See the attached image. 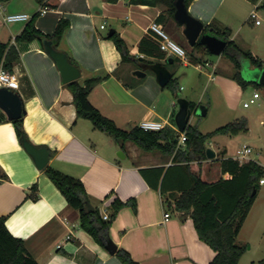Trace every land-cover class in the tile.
Segmentation results:
<instances>
[{"label":"crops","instance_id":"0c3cea01","mask_svg":"<svg viewBox=\"0 0 264 264\" xmlns=\"http://www.w3.org/2000/svg\"><path fill=\"white\" fill-rule=\"evenodd\" d=\"M44 6L50 8L41 12ZM260 6H264V0H192L188 8L207 29L225 33L264 60V21L257 23L253 17V38L246 39L241 33L251 10ZM166 7L164 3L129 0H0V41L6 43L0 54V71L6 68L17 77L19 86L13 89L23 103V128L32 142L49 148V165L81 178L92 204L99 206L101 213L104 208L110 212L115 198L135 200L136 208L130 203L122 206L111 223L109 234L118 248H126L140 264H209L215 250L200 238L190 210L178 209L175 201L192 184V172L202 170L206 179L218 178L222 173L220 160L216 170L208 172L205 166L211 169L212 164L207 162L210 157L193 159L188 168L185 161L174 160L173 154L143 149L132 140L123 147L91 119L77 114L73 92L46 50L44 41L54 42L55 38L27 41L20 37L35 14L37 27L50 35L61 18L67 19L69 24L59 40V49L81 68L77 80L109 74L91 90V102L121 127L140 125L143 119L157 120L164 124L162 128L169 136L179 137L175 96L169 87L159 83L153 70L147 69L145 76L134 73L144 66L142 61L165 63L172 77L177 78L179 91L183 85L176 64H193L210 80L216 79L230 110L233 106L228 101L229 91L239 89L240 83L233 77V63L223 53L216 60L212 58L205 44L193 51L195 57L201 58L199 61H192L187 50L188 59H183L162 47L161 43L168 39L182 47L188 40L184 25L175 16L165 21L158 19ZM13 12L29 13L30 18L5 21L4 15ZM153 21L162 25L167 38L151 28ZM111 30L124 39L132 59H123ZM181 73L183 77L188 74L186 70ZM213 137L206 140L207 147ZM120 149L124 156L117 154ZM223 150H215L213 159L221 158ZM0 167L5 172L0 175V216L7 215V227L26 240L38 264H123L116 253L81 227L78 211L69 206L44 168L37 165L1 106ZM35 183L37 188L33 187ZM254 204L255 201L238 237ZM167 211L170 217L165 219Z\"/></svg>","mask_w":264,"mask_h":264},{"label":"trees","instance_id":"16d2710c","mask_svg":"<svg viewBox=\"0 0 264 264\" xmlns=\"http://www.w3.org/2000/svg\"><path fill=\"white\" fill-rule=\"evenodd\" d=\"M6 1V0H3ZM116 1V0H113ZM132 3L158 4L164 3L167 7L158 16L159 20L165 21L174 16L176 0H129ZM192 0H185L189 5ZM35 16H32L25 25L21 38L27 41L33 39L55 38L53 45L59 49V40L69 22L61 18L53 35L43 32L35 23ZM205 30L207 26H205ZM211 32H213L210 29ZM218 35L228 39L223 54L228 58L235 68L233 77L242 86H246L249 81L254 82L257 87L264 85L257 80H247L242 75L243 62L249 60L253 66L264 67V60L249 49L242 48L237 41L229 39L225 33L215 32ZM117 47L122 51L123 59H132L124 39L116 31L111 34ZM204 46L196 42L192 50L188 51L192 61H199L193 55L196 48ZM6 43L0 41V54L4 53ZM208 52L210 50L205 47ZM69 56V55H68ZM70 60L78 65L70 56ZM138 62L140 60L137 58ZM147 65L148 61H142ZM7 68L11 67L6 65ZM109 74H97L86 77L83 82L75 79L67 82L71 88L74 101L79 116L91 119L96 127L107 132L117 142L124 147L128 140L134 141L143 149H159L165 154H173V159L185 161L190 168V161L193 159H203L207 157L206 140L218 134L236 135L249 130L248 118L243 116L235 120L228 121L218 127L203 132L196 125L188 123L185 132L187 139L184 146L178 144V137H171L164 128L144 129L140 125H134L130 128L119 126L115 120L105 115L97 106H95L89 97L93 87L108 77ZM171 89L174 96L180 97L179 83L175 76L166 84ZM192 109L196 108L197 102L190 100ZM15 128L19 138L27 136L23 128V114L18 118H13ZM219 158L222 174L214 179L208 180L203 176L202 170L192 172V184L184 189L176 199V207L180 210H190L195 227L200 238L208 243L214 250L215 255L209 264H241L240 259L246 250V245L238 241L240 229L251 209L252 204L260 189V179L264 175V166L256 159H250L240 162L231 156ZM45 173L53 180L56 186L67 198L70 207L76 209L79 213L81 227L88 231L95 240L103 246L111 238L109 229L119 209L132 204L136 208V202L133 199L122 200L115 198L110 204V218L105 219L99 206L94 205L89 209L88 202H91L90 194L87 192L81 178L65 173L52 165L44 167ZM225 173L230 176L224 177ZM0 175H5L0 167ZM37 188L36 183L33 184ZM256 192L253 193V190ZM37 197L36 193H32ZM92 203V202H91ZM7 215L0 216V264H38L37 259L27 246L26 240L14 235L6 225ZM123 264H140L131 253L124 247H119L115 252ZM249 264H264V258L258 261H251Z\"/></svg>","mask_w":264,"mask_h":264},{"label":"rangeland","instance_id":"374dc122","mask_svg":"<svg viewBox=\"0 0 264 264\" xmlns=\"http://www.w3.org/2000/svg\"><path fill=\"white\" fill-rule=\"evenodd\" d=\"M258 14L264 21V6L258 8ZM254 18L250 15L246 20L245 28L241 31L242 36L246 39L253 38ZM264 26V22H263ZM190 43L184 44L187 51L190 50ZM210 56L215 60L219 58V54L209 52ZM245 61L243 62V66ZM175 68L178 69L177 75L180 77L181 97L193 99L197 102L202 101V104L207 108L205 114H192L191 122L203 131L214 129L228 121L235 120L240 117H247L249 122V130L236 135L218 134L208 143V147H213L215 150L224 149L226 156L233 157L237 153V149L243 143H248L253 150L250 157L258 160L264 166V85L257 87L254 82L249 81L244 87L236 80L239 89L229 91L228 101L233 106V110L226 107V94L217 87L216 79L210 80L205 73H200L193 64L186 66L182 63H177ZM211 70V67L205 68ZM186 70L189 74L185 76L182 71ZM235 70V69H234ZM181 74V75H180ZM242 75L245 79L251 80L249 75H246L242 70ZM198 78L197 83L194 79ZM256 79V78H255ZM253 79V80H255ZM255 90H259L261 96L257 101L252 102L249 106L244 105V101L249 100ZM174 114L180 108L179 98L174 97ZM208 156L206 157V159ZM219 158H211L209 165H206V171L214 172ZM212 172V173H213ZM222 173H220L221 175ZM219 175V176H220ZM238 241L246 245V250L241 256V264H249L251 261H258L264 258V182L260 183V190L255 200L253 211L244 225V228L238 237Z\"/></svg>","mask_w":264,"mask_h":264},{"label":"water","instance_id":"95a60500","mask_svg":"<svg viewBox=\"0 0 264 264\" xmlns=\"http://www.w3.org/2000/svg\"><path fill=\"white\" fill-rule=\"evenodd\" d=\"M175 5L176 8L174 16L179 23L184 25L183 32L189 43L194 45L196 42H200L205 44L214 54L223 53L227 46L228 39L218 35L217 33L211 32L210 30H205V23L189 11L185 0H176ZM112 32L113 30L110 31V33ZM44 42L46 50L57 63L63 82L78 79L82 73L81 68L70 60L68 54L64 50L56 48L53 45L52 40H45ZM250 64L249 60H245V65L242 68L243 72L246 75H249L250 79L256 78L255 80L264 84V67H250ZM147 69H151L155 72L157 80L163 86L166 85L172 77V71L161 61L148 60L147 65H144L142 68H136L134 73L139 76H145ZM179 103L180 108L177 111L175 118L181 131L185 130L192 114L195 113L203 115L207 111L203 104H199L196 108L192 109L190 106V100L186 97L180 96ZM0 106L7 111L8 115L12 119L20 117L24 112L23 103L18 93H16L13 88L7 86L0 87ZM22 143L26 150L34 157L40 168H44L48 164L50 159V150L47 146L37 145L25 135L22 138ZM206 152L207 156L210 158L216 156V151L212 147H207ZM117 154L119 156L125 155L122 149L118 150ZM224 177H227V175L224 174ZM255 192L256 189L253 190V193ZM88 207L89 209H93L94 205L91 202H88ZM106 248L111 253H115L118 249L117 244L111 238L106 242Z\"/></svg>","mask_w":264,"mask_h":264},{"label":"built area","instance_id":"2783aa9c","mask_svg":"<svg viewBox=\"0 0 264 264\" xmlns=\"http://www.w3.org/2000/svg\"><path fill=\"white\" fill-rule=\"evenodd\" d=\"M49 8H50L49 6H44V7H41L40 11L44 12ZM250 15L252 17L256 18L257 23L262 22V18L259 16L257 8H253L251 10ZM3 18L5 21L25 20V19L30 18V14L26 13V12H13V13H8V14L4 15ZM104 26H105V24L102 23L101 27H104ZM151 28L155 32H157L158 34L167 38V33L164 31V29L162 28V25L159 22L153 21L151 24ZM161 45L163 48H167V49H170L171 51L176 52V54L178 56L182 57L183 59H188L186 49L184 47H182L181 45H179L177 42H175L171 39H168V40L162 42ZM198 66L202 67L203 65L198 64ZM0 85L1 86H7L10 88H17L19 86V81H18L17 77L10 70L3 68L0 71ZM260 96H261L260 91L255 90L253 92V95L250 97V99L244 101V105L249 106L252 102L257 101V99ZM140 126L143 127L144 129H160L164 126V124L161 121H157V120L143 119L140 123ZM186 139H187V134L183 130V131H181V133L178 137V144L180 146L181 145L184 146ZM252 150H253V148L250 144L243 143L237 149V153H236V155H234V158L238 159L240 162L248 161V160L252 159L250 157V153L252 152ZM260 182H264V177H262L260 179ZM102 215L105 219H109L110 218L109 210L107 208H104ZM169 217H170V213L168 211L165 212V219H168Z\"/></svg>","mask_w":264,"mask_h":264}]
</instances>
